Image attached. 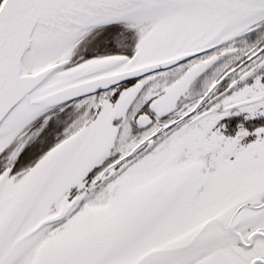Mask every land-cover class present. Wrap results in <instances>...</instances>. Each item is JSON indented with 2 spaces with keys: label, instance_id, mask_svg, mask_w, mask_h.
Wrapping results in <instances>:
<instances>
[{
  "label": "snow or ice",
  "instance_id": "obj_1",
  "mask_svg": "<svg viewBox=\"0 0 264 264\" xmlns=\"http://www.w3.org/2000/svg\"><path fill=\"white\" fill-rule=\"evenodd\" d=\"M0 264H264V0H0Z\"/></svg>",
  "mask_w": 264,
  "mask_h": 264
}]
</instances>
